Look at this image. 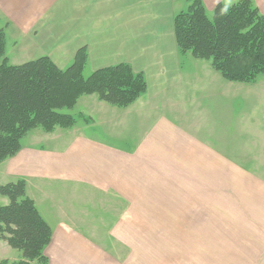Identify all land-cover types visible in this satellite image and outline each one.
I'll return each instance as SVG.
<instances>
[{
	"label": "crops",
	"instance_id": "crops-1",
	"mask_svg": "<svg viewBox=\"0 0 264 264\" xmlns=\"http://www.w3.org/2000/svg\"><path fill=\"white\" fill-rule=\"evenodd\" d=\"M240 1L203 3L213 12ZM251 1L264 14V0ZM186 8L187 0H0L8 64L47 57L66 69L85 48L94 71L128 64L147 82L128 107L81 97V127L36 129L28 135L39 132L38 143L0 163V186L24 180L51 228L47 264H264V201L254 195L264 185L245 183V217L235 213L237 177L258 184L257 170L238 160L260 161L264 177V82L252 93L264 75L229 82L210 61L182 54L174 19ZM224 210L234 216L221 219ZM21 260L0 239V263Z\"/></svg>",
	"mask_w": 264,
	"mask_h": 264
},
{
	"label": "trees",
	"instance_id": "trees-1",
	"mask_svg": "<svg viewBox=\"0 0 264 264\" xmlns=\"http://www.w3.org/2000/svg\"><path fill=\"white\" fill-rule=\"evenodd\" d=\"M175 37L182 54L210 61L222 77L234 83H255L264 75V14L251 0L233 6L219 4L209 19L203 0H187V8L175 16ZM5 36L0 33V163L15 157L22 140L32 131L52 133L71 129L77 119L63 113L81 97L96 95L117 107H128L147 92V82L128 64L94 71L84 76L87 49L78 51L73 64L60 69L49 58L12 66L5 57ZM26 182L0 186V239L23 255V260L0 264H47L45 249L52 231L27 197Z\"/></svg>",
	"mask_w": 264,
	"mask_h": 264
},
{
	"label": "rangeland",
	"instance_id": "rangeland-1",
	"mask_svg": "<svg viewBox=\"0 0 264 264\" xmlns=\"http://www.w3.org/2000/svg\"><path fill=\"white\" fill-rule=\"evenodd\" d=\"M206 8V7H205ZM216 8V7H215ZM207 11V10H206ZM260 11V10H259ZM207 15L209 17V19H213V12L209 11L207 12ZM3 60L1 59L0 60V65L2 64ZM8 62V61H7ZM10 65V64H9ZM94 72L93 69H91L90 66H87V68L85 69V72H84V76L87 78L89 77L92 73ZM264 82V78H262V80L255 86L253 87L252 89V93H253V90L254 91H257L259 92L260 91V87L262 86V83ZM254 85V84H253ZM88 109H87V105H86V99H83L81 100L80 102H78L77 106L74 107L73 109L71 110H64L63 113L65 114H69V115H73L77 120H78V124L80 125V127L82 126V124L84 123V121L80 120L78 115L80 114H85L87 117H89V113H88ZM98 128H95V129H92V128H89L88 129V132L87 133H92L93 131H96ZM84 130V129H83ZM38 131H43L42 129L38 130ZM35 133H39V132H35ZM35 133H32L28 136H26L23 140H22V145L24 146H29V145H33L34 143H38V139L36 137L37 134ZM41 133H44V132H41ZM41 135V134H40ZM42 136V135H41ZM260 137L259 139V142L263 140V137L262 135L259 136ZM45 145H50L49 143L46 144V142H44ZM241 149L238 150V152H240ZM243 150V148H242ZM253 153H256V152H253ZM241 155H244L243 152L239 153ZM249 159H253V157L249 158ZM255 160V159H253ZM253 160H251V162L249 160H245L244 161L242 159L238 160L237 164H238V167L242 170H247L246 167H248L249 169H252L254 171V169L257 170V173L254 174L252 173L253 175V178L257 181L258 184H255L252 180H250L249 178H245L244 177H237V180H236V189H237V199H236V202L238 204V207L236 208L235 210V213H236V217H239V218H242V217H245L244 215V212H243V205L245 203V206L248 205L247 203V200H246V195L244 194V185L245 183L248 185L250 182H251V186H248V188H260L262 185H264V177H262V172L260 171V165L262 163H260V161H256L254 162ZM252 172V171H251ZM244 173V172H243ZM11 180V179H10ZM10 182V181H9ZM260 184V186H259ZM262 184V185H261ZM253 185H258V186H253ZM231 186V185H230ZM257 198H258V201H264V192L261 193V195L259 193H255L254 194ZM1 199V197H0ZM4 206V205H3ZM244 206V207H245ZM262 206L264 208V202L262 203ZM252 207V205H251ZM253 211L255 212H258V210H254ZM263 212H264V209H263ZM225 214V215H224ZM223 216H234L233 214H231L229 211L227 212L226 210L224 211H221L220 213V217L221 219H224L225 217ZM224 229V227H222ZM19 253V252H18Z\"/></svg>",
	"mask_w": 264,
	"mask_h": 264
}]
</instances>
